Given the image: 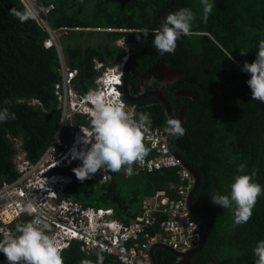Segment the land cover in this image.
<instances>
[{"label":"trees","instance_id":"obj_1","mask_svg":"<svg viewBox=\"0 0 264 264\" xmlns=\"http://www.w3.org/2000/svg\"><path fill=\"white\" fill-rule=\"evenodd\" d=\"M169 2L39 0L38 5L52 6L45 16L47 25L56 32L65 65L77 70L73 87L85 95L95 90V79L100 74L93 69L92 60L97 59L105 67L123 56L124 49L114 44L117 40H124L130 56L137 51L156 50L152 32L158 29V17ZM210 2L214 8L204 23L200 0H174L165 17L181 8L192 9L196 19L191 35L177 41L174 54L137 57L128 79L134 86L139 85L142 76L158 62L176 73V78L160 89L173 116L186 129L183 137L173 140L180 143V148L176 147L178 154L198 173L200 184L195 197L201 202L202 211L213 219L206 244L192 256L190 264H255L253 249L264 240V192L250 221L239 226L234 224L231 209L215 206L210 200L213 193L228 194L236 175L251 174L253 170L257 173L254 182L264 189V103L252 99L247 84L251 76L242 71L245 62L255 61L259 41L264 39V0ZM24 7L20 0H0V109L8 107L16 117L0 122V185L17 176L13 159L18 152H24L31 162L45 152L58 131L62 114L55 94V85L62 81L60 58L55 47L44 46L49 34L35 19L21 23L10 15L12 8L22 11ZM142 28L150 33L144 43L137 41V30ZM74 33L95 36L97 43L68 45L66 39ZM240 51L247 54L241 56ZM145 88H157V83L146 84ZM5 100L11 104L5 105ZM125 102L134 107L133 119L148 113L150 127L165 130L169 116L157 98ZM73 124L90 126L82 115L74 116ZM69 130L68 124L61 129L62 144L68 142ZM144 143L148 149L145 157L154 156L155 152ZM240 164H246L244 173L237 170ZM73 168L76 167L71 164L55 170L72 178L60 195L85 206L111 208L124 223L139 213L144 195L157 190L172 195L171 186L177 183L174 169L131 176L124 175L122 170L106 172L104 182H81ZM25 222L26 218H22L11 225L14 236L16 225ZM205 225L202 220V234ZM97 252L101 251L86 254L77 243H72L62 251V256L64 264H80L85 259L95 264ZM101 253L104 264H119L114 257ZM0 260H7L3 253ZM177 260L171 251L158 247L153 252L152 264H175Z\"/></svg>","mask_w":264,"mask_h":264},{"label":"built area","instance_id":"obj_2","mask_svg":"<svg viewBox=\"0 0 264 264\" xmlns=\"http://www.w3.org/2000/svg\"><path fill=\"white\" fill-rule=\"evenodd\" d=\"M24 6H34L35 20L45 28L49 37L44 41L45 47H55L58 55L61 47L56 32L47 25L45 16L51 5L41 8L39 0H20ZM44 16V21L42 20ZM41 21V23L38 21ZM117 45L124 49V54L111 66H103L93 59V69L100 74L96 81L105 84L115 83L112 77L121 81L130 51L123 39L117 40ZM61 84L55 86V94L62 108L63 116L69 110L82 113L88 110L86 96L77 93L73 80L77 70L68 68L60 57ZM104 87V88H105ZM96 90L103 91L101 86ZM119 95L122 93L115 90ZM122 105L126 106L124 101ZM81 108V109H80ZM127 113L134 118L132 107ZM59 136H55L45 152L36 162L25 157L24 152L14 156L17 176L11 181L0 185V235L14 237L11 225L26 218V222L39 219L48 225L49 235L54 236L62 250L72 243H77L79 249L88 254L101 251L114 257L119 264H152L151 249L161 245L179 253H185L197 246L202 239V219L194 215L188 206L189 195L195 185V177L171 151L168 145L167 133L158 127H150L145 133L149 148L155 152L152 157H145L142 163L133 165L134 173L154 172L163 169H174L177 183L171 186L172 195L165 190H157L151 195H144L140 201L139 213L128 223L117 219L113 209L85 206L79 201L60 195V190L67 186L72 178L60 172L57 168L69 167L71 157L64 160L67 153L65 144L58 149ZM72 142L68 143V152ZM71 161V162H70ZM76 162V167L81 165ZM53 167L54 169H50ZM124 175H127L122 169ZM106 171L100 170L92 176V180L104 182ZM33 206V212L25 211L27 206ZM156 249V248H155ZM154 249V250H155ZM179 259V258H178Z\"/></svg>","mask_w":264,"mask_h":264},{"label":"clouds","instance_id":"obj_3","mask_svg":"<svg viewBox=\"0 0 264 264\" xmlns=\"http://www.w3.org/2000/svg\"><path fill=\"white\" fill-rule=\"evenodd\" d=\"M200 4L203 9L202 20L207 23L214 4L210 0H200ZM9 12L21 23L34 19L36 15L34 6H25L22 11L12 8ZM195 19L196 15L190 8H181L169 13L159 29L152 32L154 48L162 55L174 54L177 41L191 35ZM137 31L139 33L137 41L146 42L150 34L149 30L142 28ZM246 54L247 52L240 51L241 56ZM242 71L251 76L247 84L251 89L252 99L264 103V39L259 41L255 61L245 62ZM113 78L119 79L115 76ZM122 79L119 83L108 84L106 87L95 79V90L91 89L87 94L82 95L87 98L84 106L86 105L88 110L78 112L76 115L84 116L90 122V126H79L74 129L69 137L70 142L68 140L69 143L72 142V149L68 152L67 145L65 149L67 153L64 157V160H67L70 156L74 165L77 161L82 162L79 167L75 166L76 168L72 169L81 182L91 179L100 170L118 173L123 169L127 175L131 176L134 173L133 165L142 163L147 155L148 149L144 140L145 133L151 126L150 114L140 113L137 119L129 116L127 108L132 107L134 110V107L128 105L123 99ZM98 86H101L103 91L96 90ZM115 90L122 94L119 95ZM122 101L126 106L122 105ZM4 104H11V101L5 100ZM76 115H73V118ZM15 118V113L10 112L8 107L0 109V122ZM63 118L62 113L60 127L55 136L60 134ZM165 132L171 137L180 138L185 135L186 129L182 127L181 120L169 118L166 120ZM59 147L58 149H61ZM245 168L246 164H240L237 170L239 173H244ZM256 175L255 170L251 174H238L234 177L228 194L213 193L211 196L210 202L213 205L231 209L236 226L250 221L257 200L264 192L261 185L254 182ZM33 210L31 204L25 209L29 214ZM15 231L17 235L14 237L5 236L0 239V253H3L7 259L0 260V264H64L62 251L66 248L62 250L59 241L47 234L49 231L47 224L34 219L31 222L17 224ZM253 254L256 258L255 264H264V240L257 243ZM96 255L95 264H104V255L101 252H97ZM80 264H93V262L85 259Z\"/></svg>","mask_w":264,"mask_h":264},{"label":"water","instance_id":"obj_4","mask_svg":"<svg viewBox=\"0 0 264 264\" xmlns=\"http://www.w3.org/2000/svg\"><path fill=\"white\" fill-rule=\"evenodd\" d=\"M174 3V0H170L169 4L164 8V10L160 13L159 17H158V21H157V25H158V29L163 21V18L165 17V15L168 13V11L170 10V8L172 7ZM60 57L61 56V53H59ZM159 54V52L157 50H153V51H149V50H143V51H137V52H134L133 54H131L130 56V59L128 60L127 64H126V67H125V70H124V74H123V86H122V92H123V95H124V99L128 102H131V103H137L143 99H146L148 97H155L157 98L161 103H163V105L165 106V109L167 111V114L169 116V118H175L173 116V112H172V109L170 107V104L168 103V101L166 100V98L163 96L162 92L160 90H157V89H153V90H149V91H146L138 96H132L128 90V84H127V80H128V73H129V68L132 64V62L139 56H143V55H157ZM162 71L163 69L161 67H159V69H157L156 71L155 70H150L149 72H147L146 74L148 75L150 72L152 73H155V72H158V71ZM145 74V75H146ZM60 127V125H59ZM59 130V128H58ZM58 132V131H57ZM167 138H168V145L172 151V153L180 159V161L182 162V164L192 173V175L195 177V185L189 195V199H188V206H189V210L196 216L200 217L202 220L205 221L206 225H205V228H204V231H203V235H202V239L201 241L199 242V244L193 248H191L190 250H188L187 252L185 253H179V252H176V251H173L171 250L170 248H167L165 246H161V245H157V246H154L152 249H151V254H152V259H153V252H154V249L155 248H158V247H163V248H166L167 250L171 251L174 255H176L179 259L176 261L175 264H190V261H191V258L194 254H196L197 252H199L203 247L204 245L206 244L207 240H208V237H209V234H210V231H211V228L213 226V219L211 216H209L208 214L204 213V212H199V211H196L194 209L191 208L190 206V201L194 195V193L197 191L198 187H199V184H200V177L198 175V173L193 169L192 166H190L186 161H184L182 159V157L178 154L177 150H176V147L180 148V143L178 140H173V137L169 136L167 134Z\"/></svg>","mask_w":264,"mask_h":264},{"label":"rangeland","instance_id":"obj_5","mask_svg":"<svg viewBox=\"0 0 264 264\" xmlns=\"http://www.w3.org/2000/svg\"><path fill=\"white\" fill-rule=\"evenodd\" d=\"M201 7L202 6L200 5V8ZM199 9H197V10H199ZM42 20L44 21V16H42ZM38 21L41 23V21L39 19H38ZM66 41L68 42V45H71V46H74L76 44H82V45L91 44V45H94V44L97 43V39L95 38V36L88 35V34L81 35L79 33H74L71 36H68ZM114 44H117V42L114 43ZM62 60L64 61L63 56H62ZM163 70L164 71H160L159 70L158 72H155V73L150 72L148 75L147 74L144 75L143 76V79H144L143 81L148 83V84H151L154 81H156L157 84H159V85L169 84L176 77V74L172 70H168V69H165V68ZM140 90H141V88H140ZM59 107H61V106L59 105ZM76 114H78L77 110H75V109L74 110H69V111H67V114L63 118V123H62L61 129L63 128V126L68 124L69 129H70V135L74 131L73 128H72L73 120H74L73 115H76ZM58 140H60V139H58ZM70 140H71V138H70ZM70 140H69V142H70ZM69 142H67L65 145L67 146ZM58 144H62V142L58 141L56 146H59ZM62 148H63V146H62Z\"/></svg>","mask_w":264,"mask_h":264},{"label":"flooded vegetation","instance_id":"obj_6","mask_svg":"<svg viewBox=\"0 0 264 264\" xmlns=\"http://www.w3.org/2000/svg\"><path fill=\"white\" fill-rule=\"evenodd\" d=\"M129 59H130V57H129ZM133 63V62H132ZM163 63H161V62H158V63H156V65L154 64V66L151 68V70H157L158 69V67L159 66H161ZM132 65V64H131ZM130 71H131V66H130V68H129V73H130ZM129 73H128V75H129ZM136 72H133V76H136ZM144 76V75H143ZM143 76H142V78H141V82L139 83V85H137V86H134L132 83H130L129 82V79L127 80V84H128V90H129V92H130V94L132 95V96H138V95H140V94H142V93H144V92H146V91H149V90H151V89H157V88H159L158 90H160L161 92H162V90L160 89V87L162 86V85H159V84H157V88H148V89H146L145 88V86H146V84L147 85H149L148 83H146V82H144L143 80ZM129 78V77H128ZM154 82H156V81H154ZM157 83V82H156ZM153 84V82L151 83V85ZM122 86H123V79H122ZM122 88V87H121ZM140 88H141V90H140ZM143 100H145V99H143ZM142 101V100H141ZM141 101H139V102H141ZM86 119V118H85ZM87 120V119H86ZM79 126H86V125H83V124H79V125H77V126H75L74 124L72 125V128H73V130L76 128V127H79ZM69 137H70V130H69ZM196 193V192H195ZM195 193H194V195H193V197H192V199H191V201H190V206H191V208L192 209H194V210H196V211H199V212H203L202 211V209H201V206H202V204H201V202L198 200V199H196V197H195Z\"/></svg>","mask_w":264,"mask_h":264},{"label":"crops","instance_id":"obj_7","mask_svg":"<svg viewBox=\"0 0 264 264\" xmlns=\"http://www.w3.org/2000/svg\"><path fill=\"white\" fill-rule=\"evenodd\" d=\"M159 67H161L162 69H164V68H165V69H168V68H166V67H164V66H162V65L159 66ZM159 67H158V69H159ZM168 70H169V69H168ZM162 71H164V70H162ZM175 74H176V73H175ZM175 78H176V77H175ZM175 78H174V79H175ZM174 79H173V80H174ZM173 80H172V81H173ZM172 81H171V82H172ZM171 82H170V83H171Z\"/></svg>","mask_w":264,"mask_h":264},{"label":"snow or ice","instance_id":"obj_8","mask_svg":"<svg viewBox=\"0 0 264 264\" xmlns=\"http://www.w3.org/2000/svg\"><path fill=\"white\" fill-rule=\"evenodd\" d=\"M113 81H114L115 83H119V79H118V78H113Z\"/></svg>","mask_w":264,"mask_h":264}]
</instances>
